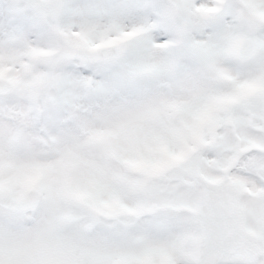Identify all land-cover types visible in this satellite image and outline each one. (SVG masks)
Returning a JSON list of instances; mask_svg holds the SVG:
<instances>
[{
    "label": "snow or ice",
    "instance_id": "6c2138e0",
    "mask_svg": "<svg viewBox=\"0 0 264 264\" xmlns=\"http://www.w3.org/2000/svg\"><path fill=\"white\" fill-rule=\"evenodd\" d=\"M0 264H264V0H0Z\"/></svg>",
    "mask_w": 264,
    "mask_h": 264
}]
</instances>
